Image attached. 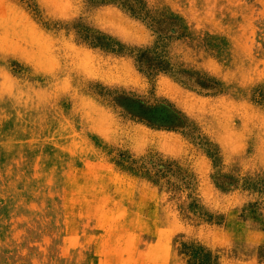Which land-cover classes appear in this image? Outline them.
Here are the masks:
<instances>
[{
	"label": "rangeland",
	"instance_id": "obj_1",
	"mask_svg": "<svg viewBox=\"0 0 264 264\" xmlns=\"http://www.w3.org/2000/svg\"><path fill=\"white\" fill-rule=\"evenodd\" d=\"M264 264V0H0V264Z\"/></svg>",
	"mask_w": 264,
	"mask_h": 264
},
{
	"label": "trees",
	"instance_id": "obj_2",
	"mask_svg": "<svg viewBox=\"0 0 264 264\" xmlns=\"http://www.w3.org/2000/svg\"><path fill=\"white\" fill-rule=\"evenodd\" d=\"M190 248L189 256H190V262L191 264H217L214 260L211 258V253L209 251H206L201 246H194L190 245L187 246Z\"/></svg>",
	"mask_w": 264,
	"mask_h": 264
}]
</instances>
